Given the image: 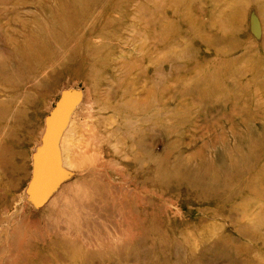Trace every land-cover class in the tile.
<instances>
[{
  "label": "rangeland",
  "instance_id": "374dc122",
  "mask_svg": "<svg viewBox=\"0 0 264 264\" xmlns=\"http://www.w3.org/2000/svg\"><path fill=\"white\" fill-rule=\"evenodd\" d=\"M0 264H264V0H0Z\"/></svg>",
  "mask_w": 264,
  "mask_h": 264
},
{
  "label": "bare ground",
  "instance_id": "6f19581e",
  "mask_svg": "<svg viewBox=\"0 0 264 264\" xmlns=\"http://www.w3.org/2000/svg\"><path fill=\"white\" fill-rule=\"evenodd\" d=\"M64 108L65 106H63L62 110L60 112H62V116H63V112H64ZM62 116L59 115V120H62ZM61 117V118H60ZM54 136V133L51 135H49L48 141ZM89 140V141H88ZM48 141L46 143H48ZM70 141V139H67L66 143H68ZM92 145V140L89 138H81L78 139V141H72L70 143L67 144L66 146V152L64 151L66 157H71L72 161H74L75 163L72 164L71 162L67 161L65 162V166L64 167L66 170H84L87 167H89L91 165V163H93L95 161V157H97L96 155H94L93 153H91V146ZM52 157L55 156V151L54 154L51 155ZM51 159V163H52V158ZM49 161V160H47ZM45 165V162H44ZM42 164V166H44ZM48 172V171H47ZM47 172L45 171V174L47 175ZM68 188L69 191L68 193L72 194L73 196L76 197V199H79V201H88V197L96 192L99 191V185L97 186L96 183H90V184H84L81 183L79 185H77L76 187L73 188L72 183L68 182ZM52 196V195H51ZM48 199V203L50 206L55 205L57 202H53V197H51ZM62 199L65 198L64 195H61ZM65 202H67V198L64 199ZM52 203V205H51Z\"/></svg>",
  "mask_w": 264,
  "mask_h": 264
}]
</instances>
